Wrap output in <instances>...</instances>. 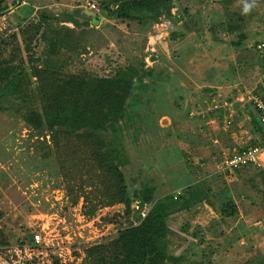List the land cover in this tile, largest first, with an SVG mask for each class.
<instances>
[{
	"label": "rangeland",
	"instance_id": "374dc122",
	"mask_svg": "<svg viewBox=\"0 0 264 264\" xmlns=\"http://www.w3.org/2000/svg\"><path fill=\"white\" fill-rule=\"evenodd\" d=\"M0 3L8 5L0 36L15 34L2 59L40 65L52 29L69 27V67L92 75L125 65L137 71L119 120L129 194L144 178L155 183L154 197H186V185L199 192L165 218V264H264V166L221 164L232 147L259 135L248 96L259 76L253 43L264 38V0L248 15L240 0H170V14L155 19L115 17L111 0ZM28 22L39 30L26 51L19 28ZM50 145L49 132L33 128L15 106L0 109V264L77 263L87 245L136 221L133 199L128 212L115 202L87 216L81 196L72 202L75 186L67 191ZM227 197L236 211L223 216L219 203ZM33 231L41 242H20Z\"/></svg>",
	"mask_w": 264,
	"mask_h": 264
},
{
	"label": "trees",
	"instance_id": "16d2710c",
	"mask_svg": "<svg viewBox=\"0 0 264 264\" xmlns=\"http://www.w3.org/2000/svg\"><path fill=\"white\" fill-rule=\"evenodd\" d=\"M111 1L114 7L109 9L110 14L119 18L155 19L170 14V0ZM7 7L0 3V12ZM40 15L43 18L45 14ZM38 26V22H28L19 28L26 51L30 50V37L38 33ZM64 28L52 29L40 65L27 67L22 59L0 58V109L15 106L33 128L49 132L52 151L47 154L52 152L56 167L68 181L67 191H74L75 186L72 202L81 196L87 216L98 206L115 202H122L124 211L128 212L131 200L137 201L135 222L118 229L105 241L87 245L83 259L72 264H165V260L171 258L167 253L165 218L177 206L186 205L191 196L197 197L199 192L186 185V197L179 191L154 197L155 183L151 178H144L129 194L121 168L128 162V156L119 120L123 106L128 103L127 96L138 86L135 83L137 71L125 65L106 75H92L69 67L67 54L71 35L66 32L70 28ZM13 40L14 33L7 40L0 36V54ZM32 58L27 55V59ZM248 112L252 127L259 133L250 144L262 142L264 125L256 119L253 109ZM144 204H148V208L142 214ZM235 211L236 205L230 197L219 203L221 215L228 216ZM25 237L20 242L33 243L31 233ZM0 242H3L1 238Z\"/></svg>",
	"mask_w": 264,
	"mask_h": 264
},
{
	"label": "built area",
	"instance_id": "2783aa9c",
	"mask_svg": "<svg viewBox=\"0 0 264 264\" xmlns=\"http://www.w3.org/2000/svg\"><path fill=\"white\" fill-rule=\"evenodd\" d=\"M91 6L93 7V3H91ZM253 49L258 57L259 76L255 91H251L248 97L259 122L264 125V38L257 39L253 43ZM224 104H226L225 101ZM230 116L231 113L228 111L224 117L225 123L230 121ZM221 157V164L224 168L230 169L245 165L262 167L264 166V140L255 144L232 147L229 152ZM135 207H137V204H135ZM141 213L143 214V211ZM31 237L32 245L43 240L37 231L31 232Z\"/></svg>",
	"mask_w": 264,
	"mask_h": 264
},
{
	"label": "clouds",
	"instance_id": "9594fccd",
	"mask_svg": "<svg viewBox=\"0 0 264 264\" xmlns=\"http://www.w3.org/2000/svg\"><path fill=\"white\" fill-rule=\"evenodd\" d=\"M242 4L241 14L248 15L257 6V0H240Z\"/></svg>",
	"mask_w": 264,
	"mask_h": 264
}]
</instances>
